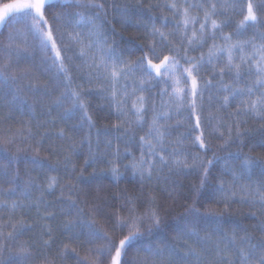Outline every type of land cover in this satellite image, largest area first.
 I'll return each instance as SVG.
<instances>
[{"label": "snow or ice", "instance_id": "obj_1", "mask_svg": "<svg viewBox=\"0 0 264 264\" xmlns=\"http://www.w3.org/2000/svg\"><path fill=\"white\" fill-rule=\"evenodd\" d=\"M155 7L167 10L171 20L162 16L159 27L152 17L144 23L141 0L131 9L116 0H0V35L7 33L0 43V100L37 121L35 132L29 124L26 134L19 133L28 148L14 135H0V145L16 151L0 150V161H7L0 163V257L7 242L26 232L39 230L43 246L50 247L51 220L74 239L81 234L85 239L86 254L77 264H264V0H165ZM110 9L122 24L145 34L148 43L135 60L136 52L116 44L115 28L106 27ZM236 14L242 18L235 32L226 34L228 18ZM169 24L172 31H165ZM84 70L85 83H77L74 72ZM93 85L115 114V122L103 130L84 94ZM249 119L259 124L260 137L245 152V139L252 135ZM173 121L188 129L187 135L174 136ZM76 133H84L80 143L88 147L84 167L73 159L79 155ZM213 138L222 141L218 149ZM121 144L129 182L144 189L159 183L165 171L170 176L199 172L197 195L209 184L214 161L221 160L217 151L229 152L208 195L225 211L230 203L246 206L256 223L251 229L235 223L226 230L222 213H201L195 200L173 223L168 201L174 197L168 189L163 203L153 190L122 194L119 209L100 195V187L92 200H82L80 184L90 188L110 178L118 185L126 179ZM42 150L48 155L38 159ZM24 152L32 157L19 155ZM100 164L106 167L97 175ZM88 168L92 172L85 177ZM57 191L59 198L47 199ZM132 249L134 262L127 258ZM30 250V244L17 249L23 259L30 258ZM67 251L64 245L61 255ZM71 251L79 257L75 248Z\"/></svg>", "mask_w": 264, "mask_h": 264}, {"label": "trees", "instance_id": "obj_2", "mask_svg": "<svg viewBox=\"0 0 264 264\" xmlns=\"http://www.w3.org/2000/svg\"><path fill=\"white\" fill-rule=\"evenodd\" d=\"M9 2H12V0H9ZM141 2L144 4V13H145V19L144 23L150 24V21L148 17H152L157 24V27L160 26V18L162 16H168L171 20L170 13L167 12V10L156 8L155 5L160 4L162 5L165 3V0H141ZM261 0H256V3H260ZM116 3H119L121 5L127 4L129 8L135 7L137 5V0H116ZM149 5H152V9L149 10ZM243 5H241L242 7ZM56 11H60V9H56ZM68 11H73L72 9H68ZM109 16L108 19L111 21V24L107 25L109 31L114 27L115 28V36L114 40L116 44L120 46L121 50H128L131 49L132 51L136 52V55H133L131 58L135 60L137 58V55H140L138 49L141 47L146 46L148 43L147 39L145 38V34L142 30H137L136 27H129L125 24H122L120 22V16L119 14L113 10H109ZM242 17L238 14L236 15H230V18H228V24L229 26L225 28V33L235 32L236 24ZM51 20V17H49ZM226 18L224 16L220 17V20H225ZM165 31H172L171 24H169L168 29ZM252 29H249L246 33L248 37H251L253 35ZM7 33L5 32L4 35H0V43L4 42L6 40ZM157 42L159 43V40L157 38ZM259 42V41H258ZM206 51V49H205ZM194 56H198L199 52H192L191 53ZM125 58L127 59V54L125 55ZM41 60V54L39 52L36 53V62L39 64ZM76 63H79V60L76 61ZM74 79L77 83H85L86 80V70L75 73L74 72ZM157 90V88L155 89ZM98 92V88L93 85L91 88H86L85 90V96L90 104V112L92 113L94 119L96 120V126L103 130L106 126V124L114 123L115 122V114L110 112L108 109L107 101L103 100L100 96L96 95ZM91 93V94H90ZM205 109H207V104H205ZM37 120L41 119L40 111L37 110L36 114ZM205 115H207V111H205ZM36 123L37 121H34L31 119V116H22L19 112H17L15 109H10L5 101L0 100V135H14L16 136L17 143L22 148H28L27 143H21L20 142V136L19 133L23 132L26 134L27 126L29 124L32 127L33 132L36 131ZM70 127L69 126H66ZM247 128L252 131V135L245 139V144L247 147L244 149L245 152L248 151L249 148H252L253 144L259 139L260 132L259 124L249 119ZM182 129V127L177 126L176 130ZM59 129H49L50 134H54L55 131H58ZM244 130L243 128L241 129ZM43 132L44 130L41 129ZM178 131H175L174 133L177 134ZM75 139H76V150L79 153L78 156H74L73 159L76 162L77 167H84V160L87 158L88 154V147L87 144H81L80 140L83 139L84 133H76ZM48 143H45V148L48 146ZM55 143H61L60 141H55ZM93 144H95V137L93 136ZM212 144L214 149H218L220 146H222V141L213 138ZM191 147V146H189ZM7 149V152L5 155H15V147L11 145H0V150ZM123 144H121V171L124 173V176L126 179H123L118 185H115L111 182L110 178L104 179L102 182H93L91 187L89 188L85 184H80L78 187L83 189L81 193V199L82 200H92L96 194H97V188L100 187L103 189V191L100 192V195L107 199L108 201L114 203L115 209H119L121 205L123 204L122 199L120 197L122 194H129V195H139L140 192L143 191H149L153 190L154 194H156L161 202H165V198L167 197V193L164 191V189H168L173 193L174 200L168 201L169 204L172 205L170 211L171 216L169 217V220L173 223L177 222L180 217L183 215H186L185 209L189 207L193 200H195L196 207L200 209L201 213H206V210H214L212 213L213 215H219L222 213V216H219L220 219L225 221V229L227 230L229 227L234 225L235 223H240L242 227H247L251 229L253 225L256 223V220L252 219L249 216V209L246 206H243L238 203H230L227 210L225 211L224 205L222 203H216L212 201L208 195L210 191V187H215L218 183L217 177L219 175V172L221 168L223 167V159L227 158L229 156V152L217 151V155L221 158V160L214 161L213 168H211L209 171L212 173V175L209 177V184L205 186L204 189L199 190V195L196 194V190L199 188V180L200 175L199 172H191L189 175H180L175 176L171 175L165 171L161 174L159 183L153 184L151 186H146L144 189H141V186L139 183L136 182H129L131 180V173L124 170L123 165L127 164L129 161L126 159L123 155ZM237 149L235 146H233L230 151L235 152ZM131 151L138 155V149L133 147ZM255 155V153H253ZM21 156H27L29 158L32 157L31 152H24L20 153ZM48 153L46 151H41V154L38 159H45L47 157ZM208 158H211V153H209ZM52 163H55V161H51ZM0 163H7L6 160L0 161ZM106 165L100 164L97 166V175H100V173L105 169ZM92 172L91 168H88L85 172V177L89 176V173ZM52 175H56V173H50ZM33 175H42L41 172L35 171L33 172ZM61 175H63V172H61ZM256 179V177H254ZM67 181H65L66 183ZM115 197V200L113 199ZM59 198V192L57 191V194L55 197H47L48 200H55ZM147 205L145 204V207ZM85 207V213L88 212L87 205ZM144 208H141L140 211H143ZM35 213H30L29 216H34ZM28 223H32L31 219H28ZM47 223L52 225L53 233H52V243L50 247L45 248L43 246V240L41 239V233L39 230L35 232H26L24 236H22L19 241L16 242H7V248L6 251L3 253V256L0 257L4 261V264H10V261H17L18 264H44L45 259L55 261V264H77L78 260H83L86 249L88 245L86 244L85 239L83 238L81 234L80 239H74L72 233H65V230L62 227H58L59 221H56L53 223L51 220H48ZM77 232H80V230H77ZM44 239H48V237H44ZM20 244H30L31 245V256L29 259H23L22 256L17 251L18 246ZM64 245H68V251L66 253H63ZM72 248H75L77 252L80 254L79 257L76 256L75 253L71 251ZM137 256L136 250L132 249L128 255L129 261H135Z\"/></svg>", "mask_w": 264, "mask_h": 264}, {"label": "rangeland", "instance_id": "obj_3", "mask_svg": "<svg viewBox=\"0 0 264 264\" xmlns=\"http://www.w3.org/2000/svg\"><path fill=\"white\" fill-rule=\"evenodd\" d=\"M162 87H163V85L157 86V87H156L157 90H155L156 88H154V89H153V94L158 93ZM157 99H158V97H157ZM173 125H174V127H177V126H175V121H173ZM180 127H182V129H178V130H176V131H178V132H177V134L174 133V136L181 135V134L187 135L188 129H186L184 126H180ZM189 146H190V145H189ZM189 146H188V147H189Z\"/></svg>", "mask_w": 264, "mask_h": 264}]
</instances>
